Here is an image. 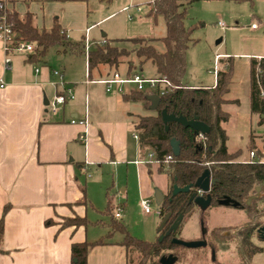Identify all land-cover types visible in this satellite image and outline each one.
I'll use <instances>...</instances> for the list:
<instances>
[{"label": "crops", "instance_id": "obj_1", "mask_svg": "<svg viewBox=\"0 0 264 264\" xmlns=\"http://www.w3.org/2000/svg\"><path fill=\"white\" fill-rule=\"evenodd\" d=\"M2 1L8 10L21 16L27 12L15 10L14 0ZM51 3L39 6V11L50 12L47 25L36 12L31 13L34 26L49 30L55 17L52 15H57L55 18L66 38L72 43L82 41L84 44L97 24L87 25L88 3ZM254 3L258 24L240 31L232 47L226 43L222 51L214 53L213 50L217 68L213 69L212 79L199 77L191 82L193 84L183 80L184 85L212 88L216 84V73L224 69L229 59L233 66L237 60H243L248 73L250 59L264 58V0H254ZM238 29L233 27L235 31ZM101 37V41H108L103 32ZM223 41L219 38L216 44ZM56 52L59 59L54 66L52 61L42 62V57L30 59L31 54H6L0 42V217L4 206H9L0 243V264H71L72 244L106 238V244L89 250L86 264H126V251L118 244L121 235L113 240L116 233L109 234V223L99 221L105 234H98L89 232L88 226L92 224L89 220L87 226L78 227L62 226L63 221L73 217L88 219L90 184L104 166L116 170L124 164L130 166L129 170L133 168L140 201L148 199L154 189L165 195L169 179L157 172V164L148 161L150 153L142 154L133 137L136 135L134 126L141 115L136 114L129 103L136 102L124 100L123 95H109L102 84L85 83L87 75L92 81L99 80L116 70L103 72L107 65H99L88 72L85 55L65 52L62 47ZM6 58L9 68L5 66ZM248 78L247 75V87ZM233 80L234 75L222 108L227 103H237L236 99L228 98ZM65 90L71 91L73 99L55 107V95ZM83 119L85 125L79 123ZM258 120L259 117L257 124ZM252 151L261 155L256 148ZM112 183L111 190L115 181ZM117 188L120 195H126L127 185ZM197 217L196 212L184 224L192 230L184 228L182 232L194 231L193 221L198 220Z\"/></svg>", "mask_w": 264, "mask_h": 264}, {"label": "trees", "instance_id": "obj_2", "mask_svg": "<svg viewBox=\"0 0 264 264\" xmlns=\"http://www.w3.org/2000/svg\"><path fill=\"white\" fill-rule=\"evenodd\" d=\"M46 2H85L90 0H45ZM197 0H153L149 16H161L164 21L165 35L159 39L131 38L115 40L118 43H128L130 48L119 47L105 41L104 45H94L87 53V70L90 72L99 65L117 66L120 59L133 54L139 64L150 61L155 68L157 77H165L170 82V88L159 97V107L153 116L138 117L134 126L137 135L139 150L142 154L151 153L150 162L157 164V172L165 174L169 179V188L158 206V214L169 218L162 230L157 232V237L164 236L167 232L171 235L178 234L184 224L196 213L197 208L191 202L190 196L198 194L197 189L191 187L186 193H177L172 196L173 185L185 187L193 185L198 177L208 170L210 179L215 183L210 187L208 194L211 197V206H219L217 202L229 198L238 204L236 209L243 210L248 220L244 224L235 226L230 236L225 227H214L211 234L217 237L220 248L228 247L225 244L227 237H233L235 248L239 256V264H252V258L257 253L264 252V245L258 246L253 238H259L257 229L262 226L260 218L264 216V208L259 203L264 201V162L260 159L252 162L240 160V151L229 152L227 149V134L223 124L229 119L222 106L226 103L225 96L233 76V63L229 59L223 70L216 73V84L212 88H191L183 83L186 71V50L194 40L191 38L193 27H185L184 20L187 7ZM245 1L252 4V0ZM4 1L0 0V17H4L5 24L16 34L17 41L31 42L34 51L30 59L43 57L46 50L51 47H62L63 51L84 56L82 41L70 42L62 31L58 21L54 18L49 30L37 28L33 24V16L26 12L23 16L14 10L3 7ZM2 5V7H1ZM155 42L164 45V51L158 52L154 48ZM134 64L128 62L126 74H130ZM248 97L249 112L259 117L258 125L264 126V58H252L248 68ZM149 92L132 91L123 95L126 101L142 102L145 108L150 103L146 97ZM175 116H184L188 120L193 117L209 127V132L199 138L190 128L171 122L167 130L161 120V110ZM179 142L180 152L173 156L170 140ZM250 141L253 143L251 140ZM253 145V144H252ZM251 147L249 151H252ZM170 156V159L167 157ZM259 188V191L256 189ZM249 200V203L247 201ZM9 209L3 208L0 217V243L3 237L4 218ZM105 214H110L109 204ZM112 217V216H111ZM180 219L179 225L172 231V225ZM86 217L67 218L62 226L78 227L87 226ZM112 233L121 235L118 242L126 251V264H160V257L168 250L179 247L172 245L169 237L160 241L156 238L153 242L144 241L131 236L126 227L111 218L109 222ZM107 243L106 239L94 242L84 241L71 246V264H86L89 250Z\"/></svg>", "mask_w": 264, "mask_h": 264}, {"label": "rangeland", "instance_id": "obj_3", "mask_svg": "<svg viewBox=\"0 0 264 264\" xmlns=\"http://www.w3.org/2000/svg\"><path fill=\"white\" fill-rule=\"evenodd\" d=\"M151 1L90 0L88 2L87 25L97 23L87 37L90 47L94 46L95 42L102 40L101 32L105 34V38L110 41V44H116L119 47L127 49L130 48V44L118 43L115 40L162 38L165 35L163 18L161 16L154 17L148 15ZM252 3L236 0H197L187 7L184 25L185 27H193L191 38L195 42L186 50V71L183 78L186 83L190 84L191 82H195L199 77L211 80L213 77V69L215 70L217 68L213 61V50L215 51L214 53L222 51L226 43L228 47H232L238 41L240 31L246 27H250L251 24H258L254 7L256 3H254V0ZM42 4L52 3L46 2L45 0H14L15 10H27L30 14L34 11L40 15L37 17L40 18L41 22L47 25L49 19L48 14L50 12L39 11V6ZM108 15L109 17L105 18ZM52 16L56 17L57 15ZM220 24L224 27L220 26ZM233 27H238L239 29L235 31ZM219 38H223L224 41L220 45H217L216 42ZM154 48L158 52L164 51V45L161 42H155ZM57 50H60V47L49 48L45 56L42 57V62L46 61L50 63L52 61L53 63L51 64L55 66L59 59ZM129 61L134 64V69H132L131 73L141 74L145 78H153L156 76L155 68L150 61L139 64V60L133 54L121 58L117 66H106L103 72L111 69L116 70L120 75H125ZM234 63L233 86L228 98L236 99L237 103H227L223 107L230 115L229 121L224 124L228 136L227 147L231 151L239 150V158L242 160H248L249 149L254 147L257 149L258 154H261L260 156L257 155V159H260L264 157V127L257 124L258 116L251 115L249 112L248 73L245 63L243 60H237ZM95 86L103 88L99 85ZM128 87L133 88L134 86L131 85ZM115 89L116 87L113 88V92L109 95L121 96ZM129 105L136 114L141 116H153L156 114L155 111L145 108L140 102L129 103ZM250 134L255 136L252 137L254 139H251L253 143L250 141ZM129 167L123 164L115 170L112 166H104L93 176L92 180L94 181L90 184L92 190H90L89 195L91 203H88L87 207L88 220L92 224L88 226V230L90 233L105 234V229L98 222L109 223L112 218L123 224L131 236L153 242L157 238V229L162 220L158 214V206L154 201V191L148 197L151 212L144 213L140 206V196L138 194V186L135 182L133 168L129 170ZM113 181H115V187L111 190ZM126 185L128 187L126 195H120L117 187L120 186L123 188ZM108 204L111 215L105 214ZM259 207L264 208V201L259 203ZM117 208H120L119 219L113 216ZM247 220L248 217L243 210L223 206L207 208L203 218L207 232L216 226H225L224 229L231 233L235 226L244 224ZM260 221L264 227V216L260 218ZM193 223L194 231H188L186 233L188 236L199 235V221L195 219ZM187 227L183 226L181 231L184 228L187 229ZM190 229L192 230V228H188L187 230ZM119 235L116 233L113 240L119 237ZM252 240L258 246L264 245V239L254 237ZM201 254L202 252L198 251L186 252L187 259L183 262L185 257H182L183 259L180 263L212 264L208 256ZM217 258L221 264H239V256L235 248V243H232L223 254L218 253ZM252 264H264V252L255 254L252 258Z\"/></svg>", "mask_w": 264, "mask_h": 264}, {"label": "built area", "instance_id": "obj_4", "mask_svg": "<svg viewBox=\"0 0 264 264\" xmlns=\"http://www.w3.org/2000/svg\"><path fill=\"white\" fill-rule=\"evenodd\" d=\"M153 0L151 1V3ZM2 7V5H1ZM5 7V3L3 4ZM5 9H7L5 7ZM256 25L253 24L252 28H255ZM0 42L3 44V49L6 54L9 53H16V54H29L34 51V44L31 42L25 41H17L16 34L5 24L4 17H0ZM105 42L101 41L97 45H104ZM84 53L85 57H87V53L90 50V45L88 44L87 38L84 40ZM5 66L9 68V59H5ZM55 75H59L58 72H54ZM85 83H99L104 86L106 93L113 92V88L116 87V92L120 95H127L132 91H139V92H149L150 95H157L160 97L164 95L166 91L170 88V82L165 77H154V78H145L141 74L138 73H130L125 75H120L118 72H113L110 74L109 77L99 80H90L88 75L86 76ZM134 86L133 88H129L128 86ZM73 95L70 90H65L61 93H58L54 97V106H61L68 100H72ZM75 123V120L71 121ZM80 124H86V120L83 119L79 121ZM135 139H137V135H133ZM199 138H202V135H198ZM153 155L150 153L148 154V158L151 159ZM171 157L168 156L167 159ZM257 159V154L255 151H249L248 153V160L247 162H252ZM261 162H264L263 159H260ZM150 161V160H148ZM140 206L144 213H150V200L149 199H142L140 201ZM114 218H120V208L115 209Z\"/></svg>", "mask_w": 264, "mask_h": 264}, {"label": "water", "instance_id": "obj_5", "mask_svg": "<svg viewBox=\"0 0 264 264\" xmlns=\"http://www.w3.org/2000/svg\"><path fill=\"white\" fill-rule=\"evenodd\" d=\"M146 100L150 103L149 105V110L152 111H156L157 108L159 107V103H160V99L157 95H148L146 97ZM161 120L162 123L165 125V130H167V124L174 122L177 123L179 125H181L184 128H190L195 134L197 135H205L209 132V127L204 124L203 122L199 121L197 119V117H193L192 119L188 120L186 117L180 115V116H175L173 114H169L167 113L166 109H162L161 110ZM170 148H171V152L173 156H178L179 152H180V148H179V142L171 139L170 140ZM215 183V180H211L210 179V174L208 170H205L200 177L197 178V180L195 181V183L193 185H188L185 187H177L176 185H173L172 188V196L177 194V193H186L190 190L191 187L197 189L198 194H192L190 196V201H193V204L195 205L196 208H198L201 212L205 211L209 206H210V202H211V197L208 194V191L210 189V187ZM257 191H259V188L256 189ZM163 200V194L155 189L154 190V201L155 204L157 206H160L161 202ZM249 203V200L247 201ZM219 206H223V207H237L238 204L236 202H234L233 200L229 199V198H224L222 200H219L217 203ZM169 214H166L157 229V232L161 231L163 226L165 225V223L167 222L168 218H169ZM180 219L178 221H176L173 225H172V231H175V229L177 228V226L179 225ZM201 226H203V224L201 223ZM202 231H205V229H202ZM261 235L263 236L264 239V227L262 226L259 230H258ZM169 233V232H168ZM167 233V234H168ZM172 244L174 245H181L183 247L186 248H197L201 245H203V242H197V241H190V242H186V241H182V240H178V239H172ZM176 261V257H173L172 255H169L167 257H162L160 259V263L161 264H174Z\"/></svg>", "mask_w": 264, "mask_h": 264}, {"label": "flooded vegetation", "instance_id": "obj_6", "mask_svg": "<svg viewBox=\"0 0 264 264\" xmlns=\"http://www.w3.org/2000/svg\"><path fill=\"white\" fill-rule=\"evenodd\" d=\"M189 202L193 203V201H190V200H189ZM210 203H212V202H210ZM218 207H222V206L212 207L211 204H210V206L208 208H218ZM196 212H197V215H198L197 219L199 221V235L198 236H194V235H189L188 236L186 233L180 231L178 234H175L173 236L171 235V233L167 232L168 234H165L164 236H159V237H157V239L160 241L164 237H169V241H170L171 244H172V242H171L172 239H178V240H182V241H186V242H190V241L203 242V245H201V246H199L197 248H186V247H183L181 245H175V246H177L179 248L176 249L175 251L173 249L166 251V253H164L160 257V259L162 257H167L169 255H172L173 257H176V261H175L174 264H182V263H180L181 260L183 259L182 257H185L183 262L187 259L186 252L188 253L189 251L190 252L198 251V252H202L201 255L208 256V258H209V260H210V262L212 264H221L220 261L217 258V254L218 253H222L223 254V252L226 251L228 249V247L232 243H234L233 237H227V239L225 241V244H227L228 247H226L225 249H221L220 248V243L221 242L218 241L219 239L217 237H214L210 233L211 230L207 232V229L204 226L203 218H204L205 211L201 212L197 208ZM201 223L203 224V226H201ZM216 227H225V226H216ZM260 228L257 229V232H258V235H259V239H263V236L258 231ZM202 229H205V231H202ZM222 235L230 236L231 234L229 232H227V233H223ZM172 245H174V244H172ZM160 259H159V262H160Z\"/></svg>", "mask_w": 264, "mask_h": 264}]
</instances>
